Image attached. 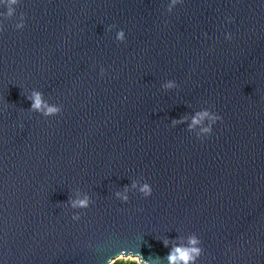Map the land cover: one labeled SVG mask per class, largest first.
I'll return each mask as SVG.
<instances>
[{"label":"water","instance_id":"water-1","mask_svg":"<svg viewBox=\"0 0 264 264\" xmlns=\"http://www.w3.org/2000/svg\"><path fill=\"white\" fill-rule=\"evenodd\" d=\"M166 3L22 0L4 20L2 264H105L121 248L165 257L163 238L193 232L197 264H264V0ZM33 88L62 111H30ZM201 108L221 116L203 140L171 125ZM133 179L151 196L116 199ZM77 190L87 209L67 206Z\"/></svg>","mask_w":264,"mask_h":264},{"label":"clouds","instance_id":"clouds-1","mask_svg":"<svg viewBox=\"0 0 264 264\" xmlns=\"http://www.w3.org/2000/svg\"><path fill=\"white\" fill-rule=\"evenodd\" d=\"M22 0H0V32L3 31L5 25L4 20L12 18L16 13V6L21 4ZM183 0H167L166 9L168 12L172 10ZM25 14L20 13L17 22L14 27L19 30L25 26ZM231 22L232 18L227 17ZM114 25H109L111 29ZM224 37L227 40L232 39L230 32H225ZM115 39L123 42L126 39L125 31L120 28L115 33ZM105 69H100V74L103 75ZM161 87L165 90L175 89L177 83L173 79L165 80ZM26 98L31 101L29 110L39 113L45 117L57 115L62 111V106L56 103L49 102L45 99L44 93L38 89H31ZM221 120V116L209 108H201L195 110L190 116H182L179 119H172L171 125L176 126L187 122V129L190 132H194L196 137L203 140L209 136L213 131V125ZM139 192L144 197H149L152 194V186L147 181H141L133 179L130 184L123 185L122 188L114 192L116 199L121 202H127L129 200L130 192ZM67 206L71 209L82 210L87 209L92 203V198L87 193H81L77 190L73 195L69 196L66 201ZM71 219L73 221L80 220V212L74 211ZM163 245L169 247V252L165 257L159 255L151 256L147 259L144 258L142 253L138 249L121 248L114 254L108 256L105 264H163L166 260L167 264H197L200 256L202 255L203 248L201 247V239L196 233H189L187 235L175 237L169 239L168 237L162 239ZM92 242L88 243V247H93ZM2 264V262H0Z\"/></svg>","mask_w":264,"mask_h":264}]
</instances>
